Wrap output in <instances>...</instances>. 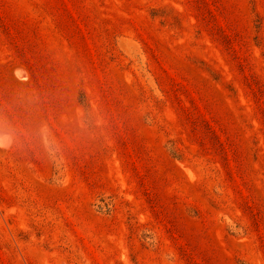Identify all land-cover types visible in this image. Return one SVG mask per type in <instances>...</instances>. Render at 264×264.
I'll use <instances>...</instances> for the list:
<instances>
[{"label":"rangeland","instance_id":"rangeland-1","mask_svg":"<svg viewBox=\"0 0 264 264\" xmlns=\"http://www.w3.org/2000/svg\"><path fill=\"white\" fill-rule=\"evenodd\" d=\"M12 7L0 264H264V0Z\"/></svg>","mask_w":264,"mask_h":264},{"label":"trees","instance_id":"trees-1","mask_svg":"<svg viewBox=\"0 0 264 264\" xmlns=\"http://www.w3.org/2000/svg\"><path fill=\"white\" fill-rule=\"evenodd\" d=\"M16 0H0V40L4 42L6 46H12L15 44L17 40L23 41L28 38L27 34V21L24 20H16L13 16V2ZM27 1V0H26ZM32 16V15H30ZM27 17V16H26ZM25 17V18H26ZM29 17H27V20ZM32 58L24 63H20L24 66L27 71L31 75L32 82L37 81V77L39 76V67L37 65V60L32 56ZM37 83V82H35ZM11 84L16 86L17 84L11 81ZM86 94L84 91L78 90L76 93V101L78 105L82 108H86L88 106L86 100ZM10 131L13 136H16L15 132L11 128H4ZM168 154V153H167ZM171 154V152H169Z\"/></svg>","mask_w":264,"mask_h":264}]
</instances>
